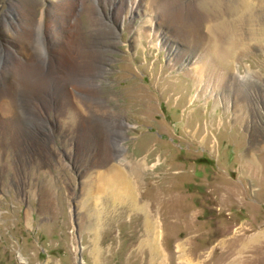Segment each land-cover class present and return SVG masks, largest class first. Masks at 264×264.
<instances>
[{
    "label": "rangeland",
    "instance_id": "obj_1",
    "mask_svg": "<svg viewBox=\"0 0 264 264\" xmlns=\"http://www.w3.org/2000/svg\"><path fill=\"white\" fill-rule=\"evenodd\" d=\"M221 1L0 0V72L41 17L48 57L0 78V264H264V0ZM113 167L137 204L99 192Z\"/></svg>",
    "mask_w": 264,
    "mask_h": 264
},
{
    "label": "bare ground",
    "instance_id": "obj_2",
    "mask_svg": "<svg viewBox=\"0 0 264 264\" xmlns=\"http://www.w3.org/2000/svg\"><path fill=\"white\" fill-rule=\"evenodd\" d=\"M206 1L208 2L209 5H211V6H213V7L216 8V12L215 13H219V10H217V9H219L218 8L219 5L222 6V4H223V2L221 0H206ZM68 2L69 1H66V4L64 5L65 9L68 8L66 10V13H67V11L68 12L76 11L75 10V9H77V8H75L77 6L76 5V1H70L69 3ZM135 3H136V1H135ZM244 3H245V5L248 6L247 0ZM231 9H232V11H236L234 8H231ZM23 11H24V9H23ZM133 11H134V8H131L130 10H128V14H131L132 15ZM43 16L45 18V15L44 14H43ZM41 19H43V17H41L40 20H38V22H35V21L33 22V25L31 26V33L29 35V38H27V36L25 37V38H27V40H26L27 46L28 45L30 47L33 46L32 48H33L34 52L36 53L37 58L35 57V59L33 61H27V59H23L22 57H20L19 55L16 54L20 58V59H18L19 62H20V66L18 68H16V69L14 68V70H12L10 72L8 71L7 73H3L5 69L2 70V72H0V78L3 81L6 80V79H8V77L11 74H14L15 73L14 74L15 77H16V74L18 75V78L20 79L18 81H20L21 83L20 84H17V81H16L15 87H14V90L15 91L19 87L20 88L21 87H24V86H22V85H24V81H28L29 83L31 82V80H28V78H27L29 76L30 77H34L38 81H41L42 79H44V80L47 79V77H45L43 75V72H44V68L47 67L48 57L44 56V53L46 52V50H44V47H42L43 45H42V42H41L42 39H44L43 40L44 43L47 40L45 39V37H43V33H42L43 32L42 31L43 28H42V25H41ZM226 28L227 27H226V25H224V23H222V24L220 23L219 25H216L215 27H213L214 34L215 35L217 34L216 35V38H215L216 41L213 43V45L209 43L212 46L211 49L212 48L213 49L212 50H209V52H207V53L205 52V54L202 56V59H201L200 64L196 68V70L199 73H201L202 75L206 74L205 73V70H208V68H210V66H212V65H209L210 62L217 61L218 63H220V61H222V60H223V62H225L227 59L231 58L232 53H233V50L235 48V45L232 48L230 46H227L226 48L223 49V45L221 44V42H219V37H220L219 31H223ZM23 42L26 43L25 41H23ZM2 48H3V46H2ZM3 50H4V48H3ZM3 50H0L1 51V53H0V70L3 68V65L2 64L4 63L3 62V59H4V51ZM208 53H209V55H208V57H206ZM219 54H221V55L219 56ZM218 57L220 58V60H216ZM208 61H210V62H208ZM77 65H80V64H76V63L75 64H72L71 69L72 68L73 69H72L71 75L69 77L67 76L70 81H72L74 79H77L78 75H80L79 74L80 72L79 73L78 72H75V68H78ZM83 65H85L86 66L85 68L87 70H89V71L93 70V72H94L95 71L94 69H96L95 66L93 64H91L90 62H88V61L86 62V64L84 63ZM207 66H208V68H207ZM81 67H83V66H81ZM85 68H83V70H85ZM69 74H70V72H69ZM87 74H89V73H87ZM22 80H24V81H22ZM26 83L27 82H25V84ZM8 107H10V106L8 105ZM9 110L11 111V108ZM122 169H124V167H122ZM122 169H119L117 167L111 168L110 171H109V173L107 175L104 174V175H102L98 179L99 182H98L97 188L99 189V192H101V193L102 192H109V195L112 196L113 199H118L119 200L120 198L124 199V197H125V198L132 199L133 203L137 204V198H136L137 196L136 197H135V195L133 196L134 191H133V188L130 185L131 182H129V179L125 176V174H124L125 172L123 173ZM150 216H147V222H148V227H149V234H150V236H153L154 239L158 240L159 233H160V231H159L160 230L159 229V225H158V223H157V221L155 219H154V221H152V218H150Z\"/></svg>",
    "mask_w": 264,
    "mask_h": 264
}]
</instances>
